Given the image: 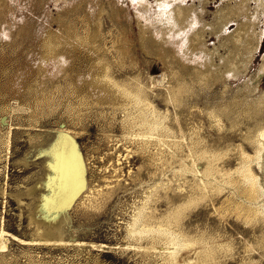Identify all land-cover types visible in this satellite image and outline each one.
Masks as SVG:
<instances>
[{"label": "rangeland", "instance_id": "rangeland-1", "mask_svg": "<svg viewBox=\"0 0 264 264\" xmlns=\"http://www.w3.org/2000/svg\"><path fill=\"white\" fill-rule=\"evenodd\" d=\"M131 1L136 0L8 1L9 23L0 26V117L5 119L4 124L0 122V231L7 234L0 264H264V218L258 224H247L235 212L238 203L245 206V199L233 187L224 189V195H215L200 189L199 177L181 170L191 163L182 130L189 141L194 138L192 143L198 131L205 148L229 149L221 165L228 172L237 169L240 146L255 158L256 147L244 139L255 119H249L252 113L244 110L255 111L264 103V74L258 75L264 68V35L243 77L227 83L216 78L202 80L195 68L176 63L171 51L159 56L149 46V52L142 48L138 26L129 15ZM256 1H249L252 12L257 10ZM209 3L204 15L206 47L214 52V62L221 64L219 56L225 58L229 52L212 31L215 14L235 2ZM98 5L103 10L102 27L95 41L91 30L96 26ZM65 21L67 26L62 27ZM68 26L77 42L73 47L62 42L61 53L65 58L69 55L71 66L55 80L51 74L43 79L44 73L37 69L44 51L41 46L59 31L67 36ZM237 29L235 23L229 31ZM257 29L264 31V15ZM64 35L62 39L67 40ZM123 46L130 51L124 58L118 51ZM102 56L114 80L146 93L149 111L165 118L153 137L142 136L149 129L140 123L142 111L149 114L147 107H126L89 94L87 84L96 76L93 69ZM249 82L254 84V94L244 90ZM174 87L184 92L175 104L169 102L168 92ZM263 109L264 105V113ZM213 112L222 120L220 131L209 118ZM234 124L239 126L233 128ZM166 127L172 131L169 135ZM60 142L79 152L86 184L84 190L76 188L72 202L63 208L67 217L61 225L64 242L47 243L35 232H46L49 225L45 222L63 202V185L46 168L52 165L53 148ZM260 157L261 164L253 167L259 184L264 185V152ZM206 163L200 162L201 170ZM204 195L202 205L185 210L188 203ZM43 201L46 208L41 207ZM177 212L180 223L174 221ZM138 218L142 223L134 227ZM159 230L188 241L205 239V244L187 246L171 257L170 240L159 235Z\"/></svg>", "mask_w": 264, "mask_h": 264}, {"label": "bare ground", "instance_id": "bare-ground-1", "mask_svg": "<svg viewBox=\"0 0 264 264\" xmlns=\"http://www.w3.org/2000/svg\"><path fill=\"white\" fill-rule=\"evenodd\" d=\"M8 1L9 0H0V26H5L6 23H9L7 20V16L10 12H8L7 9L9 10V7L11 6L10 2ZM209 1L210 0H155V3L153 5V3L151 4L148 0H136L135 2L131 1L129 3L132 6V10H130L129 15L132 19L136 21L135 24L138 26L141 46L144 50L149 52V50H147L149 46L151 49L157 50L159 52V56H163L162 54L164 53V51H171L172 56L174 57L175 61H177L176 63H181L183 67L195 68V73L197 72L196 75L198 74V77H200L199 79L205 80L209 78H216V80L224 81L225 83H227V80H237L240 77L244 76L243 73L248 70L249 65L253 59L252 56L259 47L260 40L264 35V31H258L257 27L259 25V17L264 15V0L256 1L257 10L255 9V12H252L253 10L251 11L250 9V0H230L232 2H235V4L227 5L223 9L220 8V10L215 14V19H217V21L215 22V28L212 31L220 39L221 45L227 47V51L229 52L228 56L225 58H223V56H219V60H222L221 64L214 62V52L212 50H208V48L206 47L207 42L205 41V28L207 26L205 25L206 22L204 15L207 13L211 6L209 5ZM212 1L214 2L215 0ZM187 2H192V4L189 5L187 4ZM197 2L199 6H197ZM67 3L69 4L70 2L68 1ZM89 4H91V1L90 3H88V5ZM97 9L99 10V13H97V19L96 21H94L96 26L93 28V30H91V37L95 41L99 40L100 35L98 31L102 27V21L100 17L101 13L103 12V10L100 9V5H98ZM128 11L129 7H127L126 13ZM235 23L238 24V29L235 32L231 33L229 31L230 26ZM66 26L67 25L65 21V24H63L62 27ZM59 32L52 34V36L50 35V37L46 39L44 44L42 43L43 46L41 47L44 48V51L41 53L43 54V56H41L42 60L40 59L41 62H39L40 64L37 69L39 68L38 71H41L42 75L44 73L43 79H47V77L51 74L50 78L55 80L56 77L58 78V76L65 74L67 72L68 67L71 66L68 64L69 61L67 59L69 55L65 58L63 56V53H61V43L64 42L63 45L65 44L66 47H73L74 44L77 42V38L75 39L71 36L72 29L69 28V26L68 30L66 31L68 33V37L63 34L68 38H65L67 40L62 39L63 35ZM224 32L227 33V35L224 34ZM144 40H147L149 43L145 41L147 42V44L145 42L142 44ZM118 51H121L123 53V58L124 56H126V54L130 52L129 50H127V46L120 47ZM107 64L108 63L106 58H104L103 56L102 58H98L95 68L93 69V72L96 71V76L90 78L91 81L87 84L89 94L92 95V97L101 99L102 101H117L121 103L122 106L126 107L140 106L142 104L144 105V107L151 108V104L149 103L146 97V93L140 91L137 88L132 90L128 83L124 85L119 84L116 80H114L113 77H111L110 67ZM221 67L223 68V71L220 69ZM242 67L245 68V71L242 70ZM263 74L264 68H261V70L258 72V75L259 77H261V75ZM253 85L254 84H252V82L247 83L244 89L245 92L248 94H254L256 92V89H254ZM80 88L83 89L82 87ZM174 89V91H168L170 95L169 102L173 104H175V102L177 101V96L179 97L182 93H184L182 92L181 87H174ZM132 102L135 103L132 104ZM233 105H236V103ZM263 105L264 103L261 102L259 107H255V111H251V109L244 110L246 114L252 113L249 115V119L251 117L255 119L254 127L250 129L249 126V130L247 129L248 134L244 135V139L248 140V142L251 141V143L254 144V148L256 147V156L255 158H251V156L249 157L246 154L244 147L240 146L239 148H237L236 150H238L237 152H239V156L236 159L239 163L237 164V169H235L236 171L234 170L235 172H228V169L225 168V166H221L222 164H224V159H228L229 153L231 152L229 149L226 151H221V149H218L217 147L205 148V146L207 145L205 144V146H203L202 141L204 140L201 136H198V131L194 132V134L196 135L193 136L197 137L196 142L194 143H192V139L194 138L189 141L188 138H186V135L184 134L183 130L181 131L183 141L186 142V146L188 147V149H190L189 157L191 158V163L189 162V165L187 164L184 168L181 167L182 172H190L194 176L199 177L200 182L202 184L200 189L211 190L214 192L215 195L216 192L217 194L219 193V195L221 193H223L224 195V189L230 186L233 187V189L236 190L235 194L237 195L238 193L241 198L245 199V206L238 203L237 207H235V212L237 213L238 218L244 219L247 224L254 222L258 224L260 222V218H264V185L259 184L260 179L257 177V175H255V168L253 167L254 164H261L260 162L262 161L261 159L263 157H260V155L264 152V113L262 111ZM149 108L148 112L151 117L150 119L148 117L149 114L147 115L145 111L141 110L143 113H141L142 118L144 120L142 122L140 121V123H142L143 126L149 128H147L148 134H143V137H153V133L158 128L163 127V124L165 122V118H162V116L160 117V115L155 112H150ZM150 110H152V108ZM209 118L213 120V124L220 131L222 128V120L220 119V116L217 113L213 112L209 114ZM176 120L178 121V117L176 118ZM236 126L239 125L234 124L233 128H235ZM165 131L166 135H169L167 133L170 132L171 129L169 131V129L166 127ZM159 140L161 141V139ZM169 148L171 149L170 146ZM52 153L54 157L53 163L51 162L52 165L48 163L46 168L53 171L57 175L58 180L63 185L62 190H64V192L62 197L64 198L63 202L59 205L60 207L57 205V208H59L57 210L59 211L54 213L55 211L53 210L54 214L51 217L52 219L47 221L45 220V223L49 225L46 232H42L40 229L35 232L37 237L43 239L47 243H51L53 240H55L56 242H64L61 237V225L66 222L67 217H65L66 215L64 216L63 208H67L72 202L74 191L76 190V188L80 187L81 190H84V186L86 184H84V180L82 181V168L80 167V165H82V160L79 152H76V150L72 148L71 150H69L66 143L60 142L56 146H54ZM202 160H205V162H207L204 171L203 169H200V162ZM229 164L231 165L232 163ZM79 189H77V192ZM31 191L29 193H31ZM205 199L206 197L204 195L201 197V199L191 201L186 205L185 210H188V208L190 207L196 208L200 204L202 205V202L205 201ZM47 205L48 204L46 203V201L45 203L44 201L41 202L42 208H46ZM255 205L257 206V208L254 207ZM178 214L179 213L177 212V216L174 215L175 223H180ZM139 221L140 220L138 218L135 221L136 224H134V227L139 225V223H142ZM43 225L45 224L43 223ZM138 230H135L134 232L137 233ZM144 231H139V233L144 235ZM167 232H162L161 230L157 231L159 235L160 233H163V235L168 236L171 243V245L169 246L173 247L172 249H168V251H171V254H169L171 255V257H175L178 251L183 248H186L187 246L192 247L195 244H205V239L198 241H188L180 235L167 234ZM6 235L7 234L4 232V230L0 231V250L6 248V243L3 240Z\"/></svg>", "mask_w": 264, "mask_h": 264}, {"label": "water", "instance_id": "water-1", "mask_svg": "<svg viewBox=\"0 0 264 264\" xmlns=\"http://www.w3.org/2000/svg\"><path fill=\"white\" fill-rule=\"evenodd\" d=\"M0 122H1L2 124H4V122H5L4 115L0 117ZM57 133H58V132H57Z\"/></svg>", "mask_w": 264, "mask_h": 264}]
</instances>
